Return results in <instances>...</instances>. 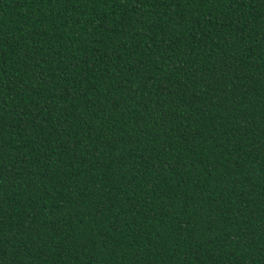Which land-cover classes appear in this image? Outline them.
<instances>
[{"label": "trees", "instance_id": "obj_1", "mask_svg": "<svg viewBox=\"0 0 264 264\" xmlns=\"http://www.w3.org/2000/svg\"><path fill=\"white\" fill-rule=\"evenodd\" d=\"M0 264H264V0H0Z\"/></svg>", "mask_w": 264, "mask_h": 264}]
</instances>
